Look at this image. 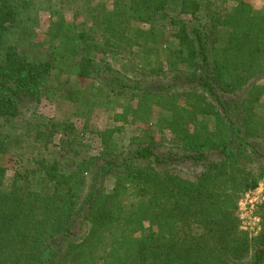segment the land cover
I'll return each mask as SVG.
<instances>
[{
    "label": "trees",
    "instance_id": "obj_1",
    "mask_svg": "<svg viewBox=\"0 0 264 264\" xmlns=\"http://www.w3.org/2000/svg\"><path fill=\"white\" fill-rule=\"evenodd\" d=\"M34 2L0 0V264H264V201L256 235L235 216L264 183V10L56 0L32 52L7 36ZM59 99L79 119L101 109L125 123L158 105L176 143L120 145L122 128L108 125L84 153L71 124L37 115ZM27 112L23 142L44 140L29 156L15 137Z\"/></svg>",
    "mask_w": 264,
    "mask_h": 264
},
{
    "label": "rangeland",
    "instance_id": "obj_2",
    "mask_svg": "<svg viewBox=\"0 0 264 264\" xmlns=\"http://www.w3.org/2000/svg\"><path fill=\"white\" fill-rule=\"evenodd\" d=\"M34 1L35 2L31 4L34 9V11H32L31 13V19H28V14H26L25 12L21 13L22 22L17 26H14L7 36L8 40H10L11 42H17L21 44V46L25 47V49H30V51L36 49L35 47H37V45H40V43H43L46 40L45 33L49 29L51 21L56 19L55 16H51V14L46 11L48 8H50L51 3L55 2L56 0ZM72 14L73 12L68 13L66 17L67 20H72ZM72 86H75L74 88H77L76 82H73ZM178 102L180 105H184L185 99L180 98ZM263 104L264 99L261 103H259L257 107L258 112L262 111L261 106H263ZM116 107L115 111L113 112H117L120 114L122 112L121 109ZM34 108L37 109V115L42 113L46 117H52L53 119L61 120L64 122H68V124H71V128H73L74 133H78V140H80V138L82 137L85 139L84 143L82 142L84 153H91L93 152V150H97L99 146L97 132L105 130L108 125H116L122 128L121 131L117 132L116 135H114L115 139L119 142L120 145L127 144L131 137L137 135H140L146 140H153V142H155L160 147L176 143L174 137L163 125V119L165 115H162L161 108L158 105L153 106L152 115L149 121L146 123L140 121L132 122L130 120L131 117H128V119L130 120L129 123H125L123 120L113 121V118H115V114H105L101 109L94 110L93 114L88 120L79 119L74 116L76 110L78 109L77 104L66 99H59L54 104L50 102L45 103L43 101L39 105L34 106ZM34 118L31 112H27V114L24 115V118L20 117L18 119V124L19 126H21V129L15 135L16 139L18 137H21L19 138V142L25 146L24 153L28 154V156L30 154L29 152H37L39 146L41 147L44 142L43 140L41 144L33 143L31 139L30 141L23 142V140H25L24 132L26 131V128H23L24 124H27V122H33L34 120H36ZM15 158L13 157V155H9L5 158V162L10 168L14 166V163L16 162ZM12 173L13 169H10L8 171L9 177ZM263 201V182H260V184L256 188L245 192L240 197V199L238 200V207L235 211V216L238 218L239 229L242 232L248 233L251 236L257 234L260 227L259 207L263 203Z\"/></svg>",
    "mask_w": 264,
    "mask_h": 264
},
{
    "label": "crops",
    "instance_id": "obj_3",
    "mask_svg": "<svg viewBox=\"0 0 264 264\" xmlns=\"http://www.w3.org/2000/svg\"><path fill=\"white\" fill-rule=\"evenodd\" d=\"M251 3L257 7V9L264 10V0H253Z\"/></svg>",
    "mask_w": 264,
    "mask_h": 264
}]
</instances>
